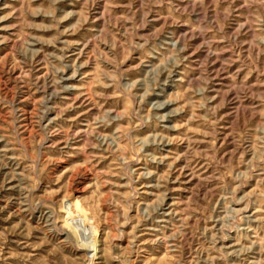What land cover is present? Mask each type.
<instances>
[{
	"label": "rangeland",
	"instance_id": "374dc122",
	"mask_svg": "<svg viewBox=\"0 0 264 264\" xmlns=\"http://www.w3.org/2000/svg\"><path fill=\"white\" fill-rule=\"evenodd\" d=\"M0 264H264V0H0Z\"/></svg>",
	"mask_w": 264,
	"mask_h": 264
}]
</instances>
